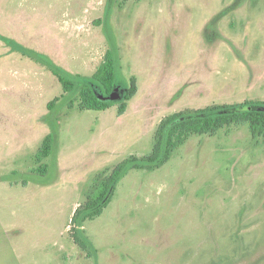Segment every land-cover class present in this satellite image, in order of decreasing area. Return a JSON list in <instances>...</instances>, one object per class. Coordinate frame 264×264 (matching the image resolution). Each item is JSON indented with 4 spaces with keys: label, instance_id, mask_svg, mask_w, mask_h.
Returning <instances> with one entry per match:
<instances>
[{
    "label": "rangeland",
    "instance_id": "obj_1",
    "mask_svg": "<svg viewBox=\"0 0 264 264\" xmlns=\"http://www.w3.org/2000/svg\"><path fill=\"white\" fill-rule=\"evenodd\" d=\"M0 35L36 53L0 38V264H264V134L247 123L130 168L100 215L75 220L169 115L264 101V0H0ZM109 49L115 104L85 109L53 67L92 77Z\"/></svg>",
    "mask_w": 264,
    "mask_h": 264
},
{
    "label": "trees",
    "instance_id": "obj_2",
    "mask_svg": "<svg viewBox=\"0 0 264 264\" xmlns=\"http://www.w3.org/2000/svg\"><path fill=\"white\" fill-rule=\"evenodd\" d=\"M0 38L11 45L14 50L21 51L25 55L35 56L36 54L12 39L2 35H0ZM53 69L66 92L73 91L78 84L81 85L80 98L83 108L104 111L115 104L110 96L118 85L119 76L117 58L112 49L107 51L102 65L92 77L72 76L62 68L53 67ZM95 86L99 89L100 95L97 93ZM137 91V79L132 77L126 86L123 98L118 104L119 115L126 112L129 101L137 94ZM243 123L249 124L254 136L264 134V101L248 100L243 103L214 104L205 108L187 109L169 115L161 125L160 138L154 146L152 154L144 158L132 157L118 164L105 179L99 192L77 210L75 220L78 221L79 218L93 219L100 215L111 202L117 184L130 168H142L164 163L168 160L172 151L182 145L193 133H215L226 125ZM52 143L53 136L49 134L45 137L38 156H49ZM75 240L83 249L91 252V243L81 235L79 230H77Z\"/></svg>",
    "mask_w": 264,
    "mask_h": 264
},
{
    "label": "water",
    "instance_id": "obj_3",
    "mask_svg": "<svg viewBox=\"0 0 264 264\" xmlns=\"http://www.w3.org/2000/svg\"><path fill=\"white\" fill-rule=\"evenodd\" d=\"M114 92H115V91H113V93L111 94L110 98L112 97V95H114ZM111 99H112V98H111Z\"/></svg>",
    "mask_w": 264,
    "mask_h": 264
}]
</instances>
